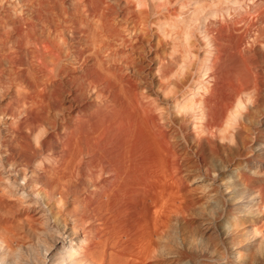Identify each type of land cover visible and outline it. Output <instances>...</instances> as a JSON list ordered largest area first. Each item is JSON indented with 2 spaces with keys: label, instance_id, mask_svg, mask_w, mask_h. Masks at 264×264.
<instances>
[{
  "label": "bare ground",
  "instance_id": "1",
  "mask_svg": "<svg viewBox=\"0 0 264 264\" xmlns=\"http://www.w3.org/2000/svg\"><path fill=\"white\" fill-rule=\"evenodd\" d=\"M0 3V259L264 264V0Z\"/></svg>",
  "mask_w": 264,
  "mask_h": 264
},
{
  "label": "rangeland",
  "instance_id": "2",
  "mask_svg": "<svg viewBox=\"0 0 264 264\" xmlns=\"http://www.w3.org/2000/svg\"><path fill=\"white\" fill-rule=\"evenodd\" d=\"M1 4V3H0ZM6 9V11H8V12H6V11H4L5 9ZM0 12L3 14L2 16H5V15H7V13L8 14H10L9 12H10V10H9V8L8 7H1L0 8ZM0 13V14H1ZM247 16V19L245 18V16H244V18L246 19H243V16L241 17L245 22H246V24H245V22H243L242 21V23H241V25H238V23L236 24L237 25V28L238 29H240L239 27L240 26H242L241 28L242 29H240V31L239 32H241V31H243L244 32V30H246V28L248 27V25H249V21H251L250 20V17L248 16V15H246ZM1 18V17H0ZM248 18H249V20H248ZM239 20H241V19H239ZM238 20V21H239ZM248 20V21H247ZM0 22H1V19H0ZM240 22V21H239ZM249 22V23H248ZM247 23H248V25H247ZM240 24V23H239ZM243 24H244V26H243ZM143 26H140L139 27V29H141V33H142V31L143 30H146L147 29V25L146 24H142ZM247 25V26H246ZM236 26H234V28H233V30L230 32L231 34H230V36H231V38H230V40H232V42L231 43H233V44H230V42H229V44L230 45H232L233 47H231V49H229V53H227V52H225V51H228V47H230V45L227 47V50H225L224 52L227 54V55H225V53L223 54V55H225L224 57H223V60H224V58H225V61H223V64L225 63L226 65H224V68H225V66L227 67V68H225V69H227V74H230V75H226L225 76V78H224V81H226L227 83H229V85H230V82H228V81H231V79L229 78V77H231V74H233L232 76H235V75H237V74H240V75H243V74H246L247 73V71H248V69H247V66H245L246 64H244V63H246L245 61H243V59H242V57H244L245 56V53H246V50L248 51L247 52V54L249 53V51L250 50H248V46H244V43L242 44V40H244L243 38H244V33L243 32H241V33H239V32H237L238 31V29L237 28H235ZM246 27V28H245ZM143 29V30H142ZM236 29V30H235ZM148 30V29H147ZM138 31H140V30H138ZM144 32V31H143ZM146 32H148V31H146ZM135 33V32H134ZM145 33V32H144ZM228 35H229V32L227 33ZM227 34H224L225 36L224 37H226V36H228ZM243 34V35H242ZM229 36V37H230ZM243 37V38H242ZM135 39H137V38H135ZM227 40H229L228 38H226ZM229 40V41H230ZM137 41V40H136ZM139 41V40H138ZM245 41V40H244ZM135 43H137V42H135ZM139 43L140 42H138L137 44L139 45ZM46 45V46H45ZM243 45V46H242ZM245 47V49L243 50V48ZM41 48L43 49V50H45V51H49L50 50V47H49V45H48V43L45 41V42H43V43H41ZM251 49V48H250ZM242 50V51H241ZM242 53H241V52ZM243 53H244V55H243ZM201 54V53H200ZM248 56H250L249 54H248ZM246 57H247V55H246ZM229 68H231L230 70H228ZM234 68H236L238 71H235L234 70ZM245 68H246V70H245ZM231 70H233L232 72H231ZM228 72H230V73H228ZM239 72V73H238ZM234 73H235V75H234ZM248 75V74H247ZM238 76V75H237ZM227 77V78H226ZM236 77V76H235ZM232 78V80L236 83V81H235V79H233L234 77H231ZM223 81V82H224ZM232 81V82H233ZM225 82V83H226ZM226 83V84H227ZM232 84V83H231ZM228 85V84H227ZM228 85V86H229ZM1 124V123H0ZM5 125L3 124V127H4ZM37 192V191H36ZM37 197L36 196H34L36 199H38L39 201H40V203L43 205V207L45 208V209H51V206H50V204H49V202H47V199H46V196H45V194H44V190H43V188H38V192H37ZM49 213H50V211H49ZM51 227L53 228V229H50V228H47L48 230L47 231H49V232H46L45 233V235L44 236H46V237H44L43 239H40V242L42 243V244H46V243H48L49 244V246H50V250L52 251V252H42V255H43V257L45 256L46 258H47V261L46 262H44V261H42L41 259H43V258H38V257H30L28 260H27V258H23V262L21 263V264H53L52 263V260H51V258H53V256H56V257H58V260H61V258H59V256H61V253H63V252H65V251H67V247H66V245H67V242L69 243L70 242V238H73V237H75V235H74V233L73 232H71L72 231V228H69V225H67L66 226V224H65V222L63 221V220H59V221H57V220H55V219H52V222H51ZM71 225H72V223H71ZM63 227V228H62ZM44 228V227H43ZM60 231V232H59ZM70 231V232H69ZM37 237V236H36ZM31 238H33V237H31ZM61 238V239H60ZM45 239V240H44ZM33 240L35 241V242H37V239L34 237L33 238ZM59 241V242H58ZM56 243V244H55ZM52 244H53V246H52ZM35 250H37V248H35ZM24 251L26 252V254H29L28 253V249L26 248V249H24ZM1 251H0V255H1ZM60 254V255H59ZM0 264H8V262H7V260L6 259H3V258H1L0 259Z\"/></svg>",
  "mask_w": 264,
  "mask_h": 264
}]
</instances>
